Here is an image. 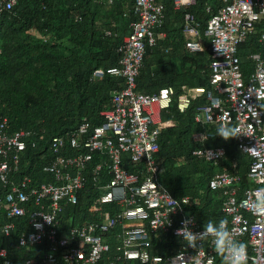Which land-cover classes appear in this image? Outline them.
<instances>
[{
    "label": "built area",
    "instance_id": "1",
    "mask_svg": "<svg viewBox=\"0 0 264 264\" xmlns=\"http://www.w3.org/2000/svg\"><path fill=\"white\" fill-rule=\"evenodd\" d=\"M15 2L0 0V16ZM223 2L209 16L202 31L200 21L192 12L183 13L185 47L198 51L203 48L202 38L209 43L210 86L183 85L176 105L179 111H184L194 99L202 96L205 102L196 106V122L229 125L238 130L239 134L234 137L241 152L250 156L247 177L253 184L239 195L240 175L234 171L236 163L233 162L231 167L225 164L214 173L209 187L221 188V210L229 216L228 223L223 220L225 227L250 247V252L247 248L248 264H264V209L256 208L257 193L264 190V108L261 106L264 59L259 52L250 53L252 70L245 78L237 54L238 44L254 33L258 24H262L259 41L264 42V0ZM193 3L194 0H173V8L181 10ZM133 11L137 18L131 22L130 32L117 48L121 53L118 65L93 71L94 77L105 72L122 76L124 85L111 92L110 107L100 111L101 123L92 125L84 118L75 129L51 138L52 159L42 170L51 174L53 181L33 186L30 175L17 176L32 131L22 128L7 132L6 118H0V235L9 236L20 224L18 220L27 217L26 225H22L17 235V247L29 249L45 242L39 264H119L125 259L155 264H193L196 258V249L187 246L176 233L182 220L193 218L191 212L185 210L193 198L189 195L174 197L159 184L162 168L155 159L161 129L173 124L159 119L157 113L171 104L174 89L160 87L153 93L136 90L145 41L149 45L155 43L153 28L162 21L164 2L133 0ZM159 35L163 37L164 32ZM89 111L92 113L95 109ZM212 134V131H196L192 137L201 141ZM34 144L32 141L31 145ZM124 153L138 165L136 171L124 166ZM192 153L216 162L226 151L222 146H215L198 147ZM95 154L104 156V160L95 165L94 180L99 181L98 171L102 165L110 174L99 186L101 193L88 207L89 211H100V215L80 225L59 228L62 202H77L78 192L87 181V164ZM107 204L113 205L112 211L102 208ZM117 225L120 229L114 231ZM190 226L194 231L203 229L195 219ZM168 230L180 239L176 252L165 258L151 254L152 235ZM110 236L114 238L113 244L108 240ZM217 252L206 242L199 250L202 264H214ZM26 263L32 260L27 258ZM0 264H10L7 248L1 244Z\"/></svg>",
    "mask_w": 264,
    "mask_h": 264
},
{
    "label": "trees",
    "instance_id": "2",
    "mask_svg": "<svg viewBox=\"0 0 264 264\" xmlns=\"http://www.w3.org/2000/svg\"><path fill=\"white\" fill-rule=\"evenodd\" d=\"M163 2L164 16L153 28L155 43L149 45L145 41L136 76L139 92L153 93L166 86L174 89L171 104L160 114L161 119L173 124L163 127L158 135L155 159L162 167L158 181L174 197L189 195L193 198L185 210L191 212L199 225L203 226L209 219L228 223L229 216L221 210L222 190L211 189L209 179L223 165L230 167L235 162L233 169L240 175V195L245 187L253 184L247 177L250 156L241 152L234 136L225 139L216 134L219 127L216 124L195 121L196 106L205 102L204 97L194 99L184 111H179L176 105L183 85L210 86L209 43L202 38L201 50L191 51L185 47L183 13L192 12L200 21L202 31L209 16L224 2L194 0L181 10L173 8V0ZM136 18L133 0H16L3 11L0 16V118H6L7 132L22 128L32 131L18 177L30 175L33 186L53 181V176L42 170L52 159L51 138L75 129L84 118L92 125L102 122L100 111L110 107L111 92L120 89L124 81L122 76L107 72L94 77L93 71L118 65L121 53L117 48ZM261 26L258 24L255 32L238 44L237 54L245 78L252 70L248 55L259 52L264 59V42L259 41ZM160 32H164L163 37ZM261 106L264 108V101ZM93 108L95 111L89 113ZM196 131H212L213 134L197 141L192 137ZM215 146H222L226 151L216 162L192 153L198 147ZM122 157L127 169L137 170L138 165L132 163L126 153ZM102 159L104 156L95 154L88 162L87 181L78 192L77 202H62L59 228L66 229L99 217L100 211H89L88 207L101 193L99 186L110 177L106 166L102 165L98 171L99 181L94 180V167ZM102 208L112 211L113 205ZM26 218L18 220L20 224L9 236L0 235V244L7 248L10 264H27V258L32 260L30 264H39L40 255L45 251V242L29 249L17 247L16 238L22 225H26ZM118 229L119 225L113 228ZM109 234L111 231L106 236ZM108 240L114 243L113 236ZM179 243L180 239L171 230L160 231L152 235L149 251L165 258L176 252ZM247 248L250 252V247ZM119 264L155 263L125 259ZM214 264H225L221 253H216Z\"/></svg>",
    "mask_w": 264,
    "mask_h": 264
},
{
    "label": "clouds",
    "instance_id": "3",
    "mask_svg": "<svg viewBox=\"0 0 264 264\" xmlns=\"http://www.w3.org/2000/svg\"><path fill=\"white\" fill-rule=\"evenodd\" d=\"M216 134L228 139L239 133L234 126L222 124L217 128ZM256 208L257 210L264 209V190L257 193ZM193 223V218L186 217L181 221L182 226L176 230L177 236L180 237L187 246L196 249L195 253L197 255L193 260V264H202L199 250L203 248L206 242H210L214 249L222 254V259L225 264H247L248 253L246 242L236 239L225 227V222L223 220L214 221L209 219L207 223L203 224L202 231H194L190 226Z\"/></svg>",
    "mask_w": 264,
    "mask_h": 264
},
{
    "label": "crops",
    "instance_id": "4",
    "mask_svg": "<svg viewBox=\"0 0 264 264\" xmlns=\"http://www.w3.org/2000/svg\"><path fill=\"white\" fill-rule=\"evenodd\" d=\"M157 114H158V118L161 119V115H160V114H161V111H159ZM161 120H163V119H161ZM160 166H161V165H160ZM161 168H162V167H161ZM161 172H162V171H161ZM161 172H160V173H161ZM159 175H160V174H159Z\"/></svg>",
    "mask_w": 264,
    "mask_h": 264
},
{
    "label": "bare ground",
    "instance_id": "5",
    "mask_svg": "<svg viewBox=\"0 0 264 264\" xmlns=\"http://www.w3.org/2000/svg\"><path fill=\"white\" fill-rule=\"evenodd\" d=\"M231 167V166H230Z\"/></svg>",
    "mask_w": 264,
    "mask_h": 264
}]
</instances>
